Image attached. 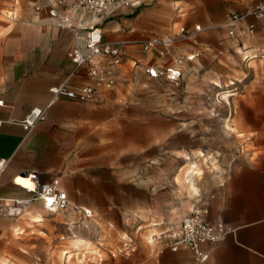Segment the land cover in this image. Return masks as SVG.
Here are the masks:
<instances>
[{"label": "rangeland", "instance_id": "obj_1", "mask_svg": "<svg viewBox=\"0 0 264 264\" xmlns=\"http://www.w3.org/2000/svg\"><path fill=\"white\" fill-rule=\"evenodd\" d=\"M47 5L0 0L1 81L50 17ZM208 44L183 60L179 82L137 74L82 111L80 129L56 118L48 136L75 168L50 176L93 217L30 207L0 238V264L181 263L164 241L172 226L205 205L226 173L264 155V24L233 37L221 29ZM87 117L98 122L93 132Z\"/></svg>", "mask_w": 264, "mask_h": 264}, {"label": "crops", "instance_id": "obj_2", "mask_svg": "<svg viewBox=\"0 0 264 264\" xmlns=\"http://www.w3.org/2000/svg\"><path fill=\"white\" fill-rule=\"evenodd\" d=\"M260 1L135 0L134 5L122 7L102 19L98 26L105 42L124 44L125 56L115 89L99 90L97 98L87 103L65 97L56 99L46 110L44 122L40 121L28 132L23 127L25 118L35 107H48L53 99L51 88L64 83L72 88L90 84L85 71L74 74L75 65L69 57L76 45L75 30L59 27L56 20L44 14L43 27L29 32L31 39L25 45L26 56L12 57L8 76L0 80V101H3L0 106V159L8 161L0 179V198L28 200L30 195L19 187L29 183L24 176L36 173L43 182H49L54 178L50 176L52 172L62 169L67 176L75 168L68 164V150L60 151L48 136L56 118L74 121L75 127L80 129L82 111L92 113L98 102L109 100L122 79L128 80L137 74L158 79L146 73L149 64L179 66L182 70L183 60H188L196 49L209 46V40L226 28L233 15L246 13ZM262 24L264 19L248 18L237 26L236 34L240 31L252 33L249 26L253 25L255 30L256 25ZM196 26L201 31L195 34V39L175 45L165 58L157 52L147 54L142 50L141 43L154 36L172 35L181 28L194 31ZM85 123L88 132H93L98 124L92 117H87ZM82 164L81 158L75 160V166ZM59 180L69 195L67 189L73 190V187ZM205 199L209 207L208 221L224 223L233 230L221 243L201 247L209 254L205 264H264V155L247 158L226 173L217 191ZM37 205L42 204L35 202L30 207ZM14 221L15 218L0 216V238L11 229ZM171 256L180 264H195L193 252L187 249Z\"/></svg>", "mask_w": 264, "mask_h": 264}, {"label": "built area", "instance_id": "obj_3", "mask_svg": "<svg viewBox=\"0 0 264 264\" xmlns=\"http://www.w3.org/2000/svg\"><path fill=\"white\" fill-rule=\"evenodd\" d=\"M135 3V0H75L74 2L49 0V5H47L49 16L56 20L59 27L75 30L76 45L69 53V57L75 65L74 74L85 71L90 84L72 88L69 84L64 83L51 88L52 102L46 109L35 107L31 110L23 122L26 131H31L40 121L44 120L46 110L56 99L65 97L76 102L87 103L97 98L99 90L115 89L125 56L124 44L105 42L98 26L102 19L112 16L124 6ZM41 9V6L35 8L37 13H40ZM248 18L264 19V0L258 2L244 14L233 15L225 26L229 35L235 36L237 26ZM200 31L199 26H196L194 31L181 28L179 32L172 35L154 36L142 42L141 47L147 54L157 52L162 58H165L175 45L194 38L195 34ZM249 31H254L253 25L249 26ZM194 57L193 55L188 60H193ZM178 63L182 64V61H178ZM146 73L151 78H164L170 82H179L183 78V72L179 66L149 64ZM1 105H3V101H0ZM7 166L8 161L0 159V179ZM24 178L29 180L30 186L19 187L30 195V199L0 198V216L19 218L31 204L40 202L44 210L51 214L72 211L85 219L93 217L92 210L71 202L68 193L62 189L58 177H54L49 182H43L38 174L31 173ZM208 215L209 207L203 205L183 218L177 226H172L170 234L164 239L166 247L173 253L187 249L193 252L195 264H205L209 259V254L203 252L201 247L205 244H219L233 232L224 223H210Z\"/></svg>", "mask_w": 264, "mask_h": 264}, {"label": "bare ground", "instance_id": "obj_4", "mask_svg": "<svg viewBox=\"0 0 264 264\" xmlns=\"http://www.w3.org/2000/svg\"><path fill=\"white\" fill-rule=\"evenodd\" d=\"M26 186H30V182Z\"/></svg>", "mask_w": 264, "mask_h": 264}]
</instances>
